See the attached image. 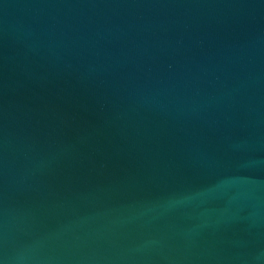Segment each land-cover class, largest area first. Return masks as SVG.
I'll use <instances>...</instances> for the list:
<instances>
[{"label":"water","instance_id":"water-1","mask_svg":"<svg viewBox=\"0 0 264 264\" xmlns=\"http://www.w3.org/2000/svg\"><path fill=\"white\" fill-rule=\"evenodd\" d=\"M0 264H264V0H0Z\"/></svg>","mask_w":264,"mask_h":264}]
</instances>
